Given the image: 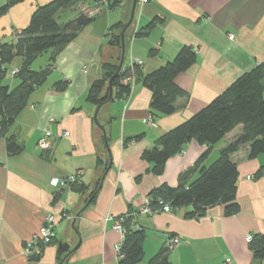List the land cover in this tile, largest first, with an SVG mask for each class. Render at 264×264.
Segmentation results:
<instances>
[{
    "label": "crops",
    "instance_id": "0c3cea01",
    "mask_svg": "<svg viewBox=\"0 0 264 264\" xmlns=\"http://www.w3.org/2000/svg\"><path fill=\"white\" fill-rule=\"evenodd\" d=\"M6 1L0 0V7ZM48 1L24 0L0 14V43L14 41L35 8ZM110 1L83 0L59 13V17L76 16L88 10L93 19L102 14L103 20L100 28L92 23L85 26L57 54L52 78L34 90L8 131L0 133V264H118L115 245L121 234L113 229L115 220L140 208L160 184L177 185L187 170L191 171L187 182L194 180L200 168L210 165L241 130L237 126L211 148L195 139L189 141L166 161L161 174H154L153 164L141 156L158 136L206 105L239 74L264 63V0H148L140 5L124 33L128 63L122 61L121 69L136 56L143 60L140 73L144 75L172 59L180 46L191 44L195 63L175 79L187 96L177 100L178 109L172 114L151 113V93L140 78H134L128 96L114 98L112 88V100L98 109L101 129L93 120L97 107L85 101L91 82L88 77L96 65L102 71L103 62L121 55L116 40L111 41L117 29L112 25L130 15L129 0H114L112 7ZM156 15L162 22L149 35L135 37V31ZM107 40L114 49L105 47ZM153 48L154 54L148 55ZM102 49L108 50L103 59L98 57ZM50 52L40 68L49 64ZM21 61L6 66L18 69ZM64 77L70 81L68 87L54 91L52 84ZM262 82L264 85V78ZM11 83L6 84L16 85ZM104 106L108 107L101 120ZM51 117L55 122H49ZM47 132L52 135V145L45 151L37 142ZM12 134L22 145L17 154L6 149V139ZM138 134L142 137L126 140ZM98 156L107 161L102 175L96 166ZM231 159L238 170L235 199L239 210L225 215L218 203L202 214L191 215V205L175 207L169 213L139 214L129 224L145 233L143 258L135 264H148L163 248L168 249L170 264H227L226 258L231 259L228 264H264V260H254L246 240L247 235L264 231V155L249 158L243 147ZM77 171L83 191L55 189L49 183L52 176ZM99 177L95 198L85 205L86 194ZM48 212L57 220L55 237L40 256L30 259L23 253V244ZM171 237L178 242L167 246ZM59 243L67 250L59 253Z\"/></svg>",
    "mask_w": 264,
    "mask_h": 264
},
{
    "label": "trees",
    "instance_id": "16d2710c",
    "mask_svg": "<svg viewBox=\"0 0 264 264\" xmlns=\"http://www.w3.org/2000/svg\"><path fill=\"white\" fill-rule=\"evenodd\" d=\"M24 0H7L0 7V14L5 13L12 6ZM83 0H50L35 8L27 25L11 42L0 43V133L5 134L13 124L18 114L27 105L30 95L41 86L49 77L55 66V57L77 34L89 25L93 16L88 10L79 12L76 16L59 23L57 16L63 9H68ZM117 1H110L112 7ZM129 8L132 0H129ZM115 23V28L120 31L128 21ZM162 22V18L154 16L145 25L135 31V37L149 35L151 30ZM117 40V35L111 38ZM115 42V41H114ZM119 46V45H118ZM120 47V46H119ZM51 50L49 64L35 70L31 67L33 61L41 54ZM154 48L148 52L154 54ZM16 57L21 58L20 67L12 76L18 80L13 87L4 82L7 74V64ZM119 57V56H118ZM115 59H118L117 57ZM196 60L195 47L184 44L179 47L175 56L164 64L147 72L140 73L139 64L133 68L125 67L111 80L115 92L114 98H124L131 92V84L123 83V79L133 75L140 78L144 87L151 93L149 110L159 115H169L178 109L177 100L187 96L175 82L176 77L189 69ZM118 64L103 62L101 65L102 76L90 82L85 101L95 107L112 100L109 99L108 80L115 73ZM264 63L256 65L248 71L239 74L221 93L211 99L206 105L198 109L188 118L158 136L151 147L145 148L141 156L151 162L152 172L161 174L166 161L178 153L189 141L195 139L200 144L212 147L223 139L237 126L240 132L233 140L220 150L219 156L207 167H201L198 176L187 182L190 170L180 175L177 185L171 186L162 183L156 187L150 198L152 204L157 199L169 203L172 208L191 205L190 214H202L205 209L214 204H222L225 215L235 214L239 204L235 199L236 182L238 176L237 164L231 155L246 147L248 157L253 158L259 154L264 155ZM70 81L62 78L52 84V89L57 92L64 91ZM142 134L127 138V141L137 140ZM6 149L10 154H17L22 145L14 134L6 139ZM207 151L202 155L205 157ZM96 166L101 168V175L107 167V161L97 157ZM101 177L90 189L85 197V203L92 202L99 189ZM70 188L83 191L84 187L79 182L72 183ZM86 189V188H85ZM131 219L124 222L125 235L121 248L118 264H135L143 258L142 242L145 237L143 229L132 228ZM249 249L255 261L264 260V231L252 236ZM168 249L163 248L149 260L148 264H170ZM35 259V258H32Z\"/></svg>",
    "mask_w": 264,
    "mask_h": 264
},
{
    "label": "built area",
    "instance_id": "2783aa9c",
    "mask_svg": "<svg viewBox=\"0 0 264 264\" xmlns=\"http://www.w3.org/2000/svg\"><path fill=\"white\" fill-rule=\"evenodd\" d=\"M148 2V0H137L138 5H142L144 3ZM233 35H229V38L232 39ZM143 60L139 57L136 56H131L130 57V65L131 69L133 68L134 64H139L142 65ZM17 69H10L9 73L11 76H13L16 73ZM8 71V69H7ZM134 80V76H128L124 78L122 81L123 83H132ZM49 122H55V119L51 117L49 119ZM148 124H152V119L148 118L147 119ZM69 133L67 131L63 132L64 136H67ZM37 145L40 149L42 150H49L52 145V135L47 132L45 135L40 138L37 142ZM81 173L79 171L75 173H71L69 175L65 176H52L49 179V183L55 188V189H63V188H70L72 183L78 182L80 179ZM173 210L171 205L162 199H157L153 204H152V199L148 197L145 201V203L138 209L132 211L131 213L123 214L119 216L114 224H113V229L118 231L121 234L120 241L116 243L115 245V251L118 253L119 257L121 256V248L124 240V235H125V226L124 222L126 219H135L139 214H156L160 212H166L169 213ZM56 217L53 213H46L42 225L38 228L35 234L32 235V237L28 240H26L23 244V253L30 259L36 258L41 255L43 249L51 243V241L55 237V228H56ZM252 239L251 235L246 236V240L250 242ZM178 242V239L176 237H171L167 241V246L176 244ZM231 259L226 258L225 263H230Z\"/></svg>",
    "mask_w": 264,
    "mask_h": 264
},
{
    "label": "rangeland",
    "instance_id": "374dc122",
    "mask_svg": "<svg viewBox=\"0 0 264 264\" xmlns=\"http://www.w3.org/2000/svg\"><path fill=\"white\" fill-rule=\"evenodd\" d=\"M140 5H138L137 6V8H136V12H137V9H139L140 7H139ZM64 11H66V12H64V13H70V12H68V11H70V10H64ZM63 12V11H62ZM129 12H130V9H129ZM76 14V13H75ZM75 14L74 15H68L67 16V14L65 15V16H61V17H59V15L57 16V21L59 22V23H62V22H64V21H67L68 19H70V18H72L73 16H75ZM102 17H103V15L102 14H99V15H95L94 16V19L92 20V25L93 26H95V27H99L100 28V24H101V22H102ZM126 24V23H125ZM120 28H117L116 29V32H115V34L112 36V37H115V35H117V38H119V36H120ZM109 40V39H108ZM107 40V44L105 45V47H109L110 49H114V48H112V45H109V44H111L110 43V41H108ZM116 39L114 38V40H113V42L115 41ZM118 40V39H117ZM104 47V48H105ZM108 48V49H109ZM120 48V47H119ZM119 51H120V49H119ZM121 52V51H120ZM106 53H108V50L107 51H104V49H102V51H101V54H100V56H99V54H98V57H100L101 58V56H102V58L101 59H103L104 58V56H107V54ZM119 53V52H118ZM50 54H51V52H50ZM127 54H128V49L126 48V55L124 54V59H123V62H124V64H126V63H128V59H127ZM47 55H48V52H46V53H44V54H42L41 56H39L34 62H33V64H32V68L33 69H35V70H38L39 68H40V66H42L43 64H44V62L46 61V57H47ZM118 56H120V53H119V55ZM118 59H114V60H110L109 62H114V63H119V57H117ZM13 63H15V64H19L20 63V58L19 57H16L14 60H13ZM143 64V63H142ZM7 68H8V71H7V74H6V76H5V79H4V82L5 83H7V82H13V83H11V85H14V84H16V82H17V80H16V78H13L11 75H10V73H9V70L11 69V67H9V66H7ZM141 68V67H140ZM92 73L93 74H90V77H88L89 79H91V81L92 80H94V79H97V78H100L101 76H102V71H100V67H99V65H96V67H95V69H94V71H92ZM52 78V74L50 73V75H49V77H48V81L50 80ZM58 80V79H57ZM105 107H108V106H104L103 108H102V110L100 111V113H99V117H100V119L102 120L103 119V114H104V111H105V109H107V108H105ZM95 112V111H94ZM98 121V120H97Z\"/></svg>",
    "mask_w": 264,
    "mask_h": 264
},
{
    "label": "water",
    "instance_id": "95a60500",
    "mask_svg": "<svg viewBox=\"0 0 264 264\" xmlns=\"http://www.w3.org/2000/svg\"><path fill=\"white\" fill-rule=\"evenodd\" d=\"M136 4H137V0H132V4H131V9H130V15H129V19L128 21L126 22L125 26L122 28L121 32H120V36L118 38V40H116V44H118L120 46V49H121V55H120V60H119V63H118V66H117V69L115 71V73L112 75V77L109 78L108 80V87H109V99L112 98V85H111V80L114 76H116L119 71L121 70V67H122V61H123V56H124V52H125V43H124V33L126 31V29L130 26L132 20H133V17H134V13H135V10H136ZM100 108V106H98L94 112V115H93V120L95 121V123L101 128L103 129L102 125L99 124V122L97 121V112H98V109ZM104 133V132H103ZM110 164L108 165V168H109ZM107 168V169H108ZM105 174V172H104ZM88 203V202H87ZM87 203L85 205H87ZM63 244L59 243V249H58V252L59 253H62L63 250H67V246H65V248H63Z\"/></svg>",
    "mask_w": 264,
    "mask_h": 264
}]
</instances>
